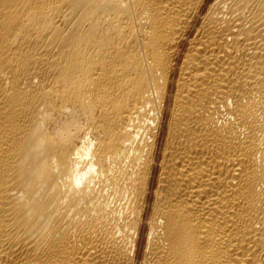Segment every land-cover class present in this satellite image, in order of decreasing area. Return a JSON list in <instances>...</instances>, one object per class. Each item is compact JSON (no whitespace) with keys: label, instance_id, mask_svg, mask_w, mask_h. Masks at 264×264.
<instances>
[{"label":"bare ground","instance_id":"bare-ground-1","mask_svg":"<svg viewBox=\"0 0 264 264\" xmlns=\"http://www.w3.org/2000/svg\"><path fill=\"white\" fill-rule=\"evenodd\" d=\"M0 264H264V0H0Z\"/></svg>","mask_w":264,"mask_h":264},{"label":"rangeland","instance_id":"rangeland-1","mask_svg":"<svg viewBox=\"0 0 264 264\" xmlns=\"http://www.w3.org/2000/svg\"><path fill=\"white\" fill-rule=\"evenodd\" d=\"M160 142L162 143V139L160 140ZM160 142H159L158 151H160V149H161V143ZM157 173H158V168H157V165H156L155 168H154V170H153V177H152V187L153 188L156 185ZM147 231H148V228L144 224L143 229L141 231V237H140V241H139V245H138L139 257H141L142 252H143L144 247H145Z\"/></svg>","mask_w":264,"mask_h":264}]
</instances>
